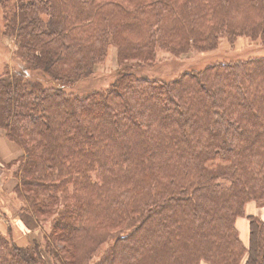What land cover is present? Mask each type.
I'll use <instances>...</instances> for the list:
<instances>
[{
    "label": "trees",
    "instance_id": "16d2710c",
    "mask_svg": "<svg viewBox=\"0 0 264 264\" xmlns=\"http://www.w3.org/2000/svg\"><path fill=\"white\" fill-rule=\"evenodd\" d=\"M222 38L248 51L156 75L159 53ZM1 40L0 129L23 155L0 162V214L51 226L44 246L0 232V264H264L244 213L264 202V0H0ZM110 50L108 85L70 91Z\"/></svg>",
    "mask_w": 264,
    "mask_h": 264
},
{
    "label": "rangeland",
    "instance_id": "374dc122",
    "mask_svg": "<svg viewBox=\"0 0 264 264\" xmlns=\"http://www.w3.org/2000/svg\"><path fill=\"white\" fill-rule=\"evenodd\" d=\"M247 46V41L243 38H237L233 42L227 41L225 38H222V42L219 43L217 46L218 48L216 51H213L212 54L205 57L204 55H197L194 57H191L190 60H192L190 63L187 58H190L189 56H182L179 58H174L170 56L169 54L165 53H159L158 59L155 62L154 65V71L157 73L156 75L163 78H170L173 76L178 75L179 73L185 71L190 65H193V63L198 62L197 64H201L204 62L205 59L212 57L213 55H218L223 58L230 59V57L243 55L245 54V51L241 48H245ZM12 47H9V44H6L3 40L0 42V63L1 62H8L10 53L12 52ZM249 48H251L249 46ZM10 50V51H9ZM261 50V49H259ZM10 52V53H9ZM261 52V51H260ZM263 52V51H262ZM188 55H191V53H188ZM114 54L110 50L107 54L106 59L100 63L95 69L92 75H89L85 78H81L75 82L72 83L70 86V91L72 90H84V89H93V88H103L113 79V76L115 74L114 72ZM194 59V60H193ZM194 61V62H193ZM11 65V63H10ZM12 69L16 70V66L12 63ZM25 73V71H22ZM150 73V72H149ZM151 75V74H150ZM14 142V141H13ZM16 143V142H15ZM17 144V143H16ZM18 145V144H17ZM19 146V145H18ZM20 147V146H19ZM21 148V147H20ZM22 149V148H21ZM23 151V150H22ZM19 158L10 161L5 162L4 165L6 168L9 167L8 173L12 172V163H17ZM1 171V167H0ZM14 179V177L12 176ZM4 203V202H3ZM8 205H12L11 203H7ZM28 207H24L22 211H20L17 216H11L9 219H6L5 216L0 214V232L7 235V232L12 233V238L17 239L15 241H19L20 244H26L27 242L31 244L33 240H37L39 244L44 246L45 241L43 238L44 233L47 234L48 230L51 226V217H48L46 219H43V231L44 233H40L41 227L36 221V218L33 217L31 212L29 213ZM245 214H252L256 215L253 217H257L258 219H261L264 222V202L260 203H248L246 204V207L244 208ZM42 219V218H41ZM248 219L245 216H241L236 220V226L238 228V236L242 243L246 245L247 243V231H248ZM21 230H24V234L27 237L26 239H22V237H15L18 236ZM8 236V235H7ZM42 249L44 247H41ZM42 254L44 258L52 264V258L50 255H48L44 250H42ZM59 259V258H58ZM57 258H55L54 264H61Z\"/></svg>",
    "mask_w": 264,
    "mask_h": 264
},
{
    "label": "crops",
    "instance_id": "0c3cea01",
    "mask_svg": "<svg viewBox=\"0 0 264 264\" xmlns=\"http://www.w3.org/2000/svg\"><path fill=\"white\" fill-rule=\"evenodd\" d=\"M22 155V149L15 142L9 140L5 133L0 129V162H10ZM14 182L13 178L8 179L6 189H12V184L14 186ZM4 200L6 199L3 197L0 203H3Z\"/></svg>",
    "mask_w": 264,
    "mask_h": 264
}]
</instances>
